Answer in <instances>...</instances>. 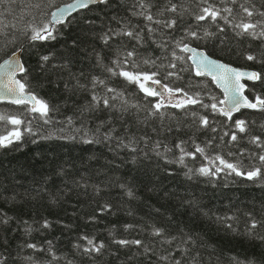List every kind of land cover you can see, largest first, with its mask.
Returning a JSON list of instances; mask_svg holds the SVG:
<instances>
[{
    "label": "snow or ice",
    "instance_id": "obj_1",
    "mask_svg": "<svg viewBox=\"0 0 264 264\" xmlns=\"http://www.w3.org/2000/svg\"><path fill=\"white\" fill-rule=\"evenodd\" d=\"M51 2L54 3V0ZM6 3L17 7L11 9L5 6ZM108 3L109 0H74L51 12L50 19L37 22V17L31 16L21 28L13 21L23 20L30 15L28 9L31 0H0V41H4L5 46L13 45L18 40L24 42V46L15 47L8 59L0 63V101L23 106L20 114L0 112V149L15 150L14 146L22 145L26 138H30L31 143H38L41 139L79 138L82 143L88 144L115 141L117 147L132 153L142 152L147 158L148 152H144L140 145L149 147L151 142L150 152L167 163L185 169L184 175L190 180L205 177L209 182H214L240 177L264 186V135H250V129L256 121L234 119L238 113L243 115L242 110L264 113V95L256 91L257 82L264 85V72L240 69L213 59L200 47L208 40L219 39L220 33L230 30L241 40L258 41V47L264 49V2L261 0H131L126 11L137 22L133 23L132 19L118 21L121 27H109L97 37L109 49H112L113 42L126 46L131 44V49H115L110 63H105L106 57L97 53L99 75L85 77V82H82L80 76L83 73L79 76L69 73V78L74 83L64 85L66 91H79L85 95L84 103L74 116L66 117L63 122L79 136L56 137L53 133L42 134L44 126L61 123L55 118L59 109L30 90L25 82L24 74L28 72L22 60L25 47L35 48L37 45L45 46L57 41L61 36L60 27L71 23L68 17L73 12L87 9L90 5ZM34 7L39 8L40 3ZM44 15L48 14L41 13V16ZM212 28L215 31L210 30ZM121 37L128 39L123 41L119 39ZM219 43L223 44L225 41L219 39ZM150 47L152 54L144 56L139 53V49L147 51ZM243 55L247 61L264 65V50L259 54L245 52ZM50 59V55L39 58L41 71L47 67H67L66 64L50 65ZM113 78H122L127 85L136 87L137 95H143L138 100H130L126 95V87L118 89L111 85ZM209 80L220 89L223 98L207 92ZM176 81H183L185 87H173L172 84ZM245 81L251 82V87ZM246 92L252 93L253 98L250 99ZM205 96H208L211 103L204 102ZM140 101H144V104ZM169 108L177 111L169 112ZM101 114L104 119L99 118ZM210 114L223 116L224 123L228 125V130L218 136L227 149L226 152L218 150L221 144L216 143L217 135L200 143L193 139L196 133L202 131L218 133L217 121L210 119ZM92 116L96 117L95 121L90 120ZM89 123L93 124L92 128L88 127ZM118 124L123 131L117 127ZM133 126L137 131L148 128L158 138L153 139L146 133L137 136L131 131ZM260 128L264 130V123L260 124ZM182 129L191 130L193 135L178 139L171 145L167 143V136L162 135L180 132ZM64 130V127L59 129L60 132ZM97 136L102 140H96ZM242 142L259 151L241 147ZM135 161L136 157H133V162ZM189 161L195 163L190 165ZM120 187L125 188L124 185ZM101 190L99 185L93 188L95 194H99ZM125 191L129 198L134 197L130 188ZM107 212H111L110 204L97 208L98 215ZM247 215L249 222L246 234L264 242V235L256 232L257 229H264V219H257L252 213ZM234 219V216L217 217L229 229H233V224L228 221ZM11 220L0 208V226ZM89 220L94 222L97 216H91ZM22 223L25 225L24 231L30 235L33 230L31 225L27 221ZM41 227L51 228L52 224L44 220ZM115 227L113 225L114 229ZM134 229L132 224L124 226L125 232ZM109 235L112 237V244L146 257L148 264H154L153 256L159 264H204L199 251L193 250L196 244L191 235L170 236L164 228L154 225L149 233L152 239L148 242L138 238H117L115 232H110ZM155 245L168 247L163 253H158ZM25 249H30L31 252L22 257L13 253L5 254L6 245L0 243V264H76L77 252L81 258L95 261L106 254L109 245L94 236L82 234L73 244L74 251L71 255L59 253L50 240L46 244L21 245V251ZM231 264L254 262L251 258L241 260L239 257H232Z\"/></svg>",
    "mask_w": 264,
    "mask_h": 264
},
{
    "label": "trees",
    "instance_id": "obj_2",
    "mask_svg": "<svg viewBox=\"0 0 264 264\" xmlns=\"http://www.w3.org/2000/svg\"><path fill=\"white\" fill-rule=\"evenodd\" d=\"M71 1L54 0L52 3L51 0H31L28 9L30 15L13 22L22 28L33 15L37 17V22L47 20L53 9ZM130 2L131 0H109L108 5H92L72 15L68 19L71 23L60 27L61 36L57 41L45 46L37 45L35 48L25 47L22 55L28 69L24 74L25 82L30 90L59 109L55 118L61 123L44 126L42 134L53 133L56 137L79 136L73 128L67 127L63 122L66 117L74 116L84 103L85 95L79 91H66L64 85L74 83L69 78V73L77 76L83 73L84 75L80 76L82 82H85V77L99 75L97 53L106 57L105 63H110L115 49H131V44L126 46L116 42H113L112 49H109L97 38L109 27H121L118 21L132 19L133 23L137 22L126 11ZM37 3H40L39 8L34 7ZM5 6L11 9L17 7L7 3ZM41 13L48 15L41 16ZM210 30L215 31V28ZM119 39L127 41L128 38ZM219 39H223L225 43H219ZM219 39L208 40L200 47L214 58L228 64L264 72V65L247 61L243 55L245 52L259 54L264 50L258 47V41L241 40L230 30L220 33ZM73 41L76 43L73 44ZM17 46H24L23 40L8 46H5L4 41H0V63L9 57L10 52ZM139 53L147 56L152 54V49L150 47L145 51L141 48ZM42 55L51 56L50 65L66 64L67 67H47L41 71L39 58ZM187 78L185 74V79ZM208 84V93L223 98L222 92L215 84L210 80ZM111 85L118 89L126 87V95L133 101L143 95H137L136 87L127 85L122 78H113ZM249 85L251 87V83ZM172 86L185 87V83L176 81ZM256 91L264 95V85L257 82ZM247 95L250 99L253 98L252 93L247 92ZM140 102L144 104V101ZM204 102L211 103V100L205 96ZM22 108L23 106L0 103V112L13 115L20 114ZM168 111L177 110L169 108ZM242 112L243 115L238 114L234 119L256 121L250 129V135H264V130L260 128V124L264 123V113L255 110ZM99 118L104 119L103 114ZM210 119L217 121L218 133L202 131L196 133L193 139L200 143L217 135L216 143L221 144L218 150L226 152L223 142L218 139L219 135L228 130V125L224 123L225 118L210 114ZM90 120L95 121L96 117L92 116ZM172 123L174 126L175 122ZM62 127L65 130L60 132ZM88 127L92 128L93 124L89 123ZM117 127L123 131L119 124ZM131 131L137 136L146 133L153 139L158 138L148 128L137 131L133 126ZM162 135L167 136V143L171 145L193 133L191 130L182 129L180 132ZM95 139L102 140L100 136ZM149 147L140 145L144 152H148L147 158L142 152L132 153L117 147L115 141L88 144L82 143L79 138L41 139L38 143H31L30 138H26L22 145L14 146L15 150L0 149V208L12 218L8 224L0 226V243L6 245L5 254L13 253L22 257L31 250L21 251V245L46 244L50 240L59 253L71 255L74 251L73 244L82 234H86L104 241L109 245V250L95 261L81 258L77 252L76 264H148L146 257L112 244L109 233L115 232L117 238H138L148 242L152 239L149 233L154 225L164 228L170 236L191 235L196 244L193 250L199 251L204 264H231L232 257H239L241 260L251 258L254 264H264V242L247 235L245 231L249 222L248 213H252L257 219H264V186L240 177H229L227 180L219 179L214 182H209L205 177L190 180L184 175L185 169L167 163L150 152ZM241 147L259 151L246 142H242ZM133 157H136L135 162ZM188 163L192 165L195 162ZM97 185L102 188L99 194L93 191ZM126 188L133 191L134 197L129 198L126 195ZM103 204H110L111 212L98 215L97 208ZM94 215L97 220L90 221L89 217ZM225 216L235 217L234 220L228 221L233 224V229L227 228L224 222L217 220V217ZM44 220L50 221L52 227L42 228ZM23 221L31 225L33 230L30 235L24 231ZM127 224L134 225L135 229L125 232L124 226ZM113 225L116 226L115 229ZM256 232L264 235V229H257ZM167 247L154 246L158 253H163ZM153 261L154 264H159L155 256Z\"/></svg>",
    "mask_w": 264,
    "mask_h": 264
},
{
    "label": "water",
    "instance_id": "obj_3",
    "mask_svg": "<svg viewBox=\"0 0 264 264\" xmlns=\"http://www.w3.org/2000/svg\"><path fill=\"white\" fill-rule=\"evenodd\" d=\"M73 2H74V1H73ZM71 3H72V2H71ZM90 6H92V5H90ZM90 6H89V7H90ZM62 7H63V6H62ZM81 10H85V9H81ZM81 10H79V11H81ZM77 12H78V11H77ZM77 12H73L72 15H74V14L77 13ZM72 15H71V16H72ZM71 16H69L68 19H69ZM212 58H213V59H216V58H214L213 56H212ZM7 59H8V58H7ZM22 60H23V57H22ZM216 60H219V59H216ZM220 61H222V60H220ZM23 62H24V60H23ZM222 62H224V61H222ZM224 63H226V62H224ZM24 64H25V63H24ZM226 64H228V63H226ZM230 65H231V64H230ZM232 66H234V65H232ZM234 67H236V66H234ZM237 68L245 69V70H250V69H246V68H242V67H237ZM17 78L19 79L20 76L18 75ZM245 83H248V81H245ZM245 94L247 95V92H246ZM1 102H6V101H0V103H1ZM7 103H8V102H7ZM238 114H239V113H238ZM238 114H236V115H238Z\"/></svg>",
    "mask_w": 264,
    "mask_h": 264
}]
</instances>
